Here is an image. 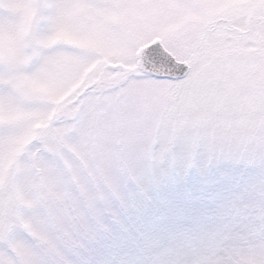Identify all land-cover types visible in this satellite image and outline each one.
<instances>
[{
  "label": "snow or ice",
  "instance_id": "obj_1",
  "mask_svg": "<svg viewBox=\"0 0 264 264\" xmlns=\"http://www.w3.org/2000/svg\"><path fill=\"white\" fill-rule=\"evenodd\" d=\"M0 264H264V0H0Z\"/></svg>",
  "mask_w": 264,
  "mask_h": 264
}]
</instances>
